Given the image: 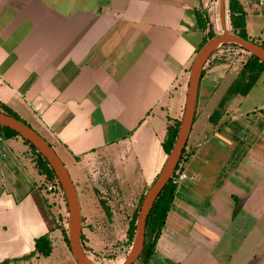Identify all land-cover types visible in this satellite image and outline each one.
Instances as JSON below:
<instances>
[{
	"label": "crops",
	"instance_id": "1",
	"mask_svg": "<svg viewBox=\"0 0 264 264\" xmlns=\"http://www.w3.org/2000/svg\"><path fill=\"white\" fill-rule=\"evenodd\" d=\"M203 7L201 0H0V103L53 146L78 196L103 158L132 190H147L161 170L166 127L203 43ZM223 69L212 59L204 65L195 119L202 113L207 123L190 132L178 164L195 178L176 185L147 264H242L237 252L264 217V101L250 116L240 112L253 86L225 104L236 113L223 109L212 123L226 89ZM30 149L20 135H0V263L53 232L47 181ZM228 242L235 247L227 259Z\"/></svg>",
	"mask_w": 264,
	"mask_h": 264
},
{
	"label": "rangeland",
	"instance_id": "2",
	"mask_svg": "<svg viewBox=\"0 0 264 264\" xmlns=\"http://www.w3.org/2000/svg\"><path fill=\"white\" fill-rule=\"evenodd\" d=\"M238 1L251 14L247 16L250 33L252 34V38L250 39H254L255 42L261 43L257 39V36L264 40V0ZM201 2L204 6L202 9V17L207 22L205 34H207L209 30L214 34L220 33L219 0H201ZM226 6H228V0H226ZM247 11L245 12L247 13ZM256 13L261 14L258 16L254 15ZM229 22L227 13L228 28L232 31ZM249 55L250 54L240 46L226 43L215 49L210 56L209 60L212 59L222 63L224 68V77H222L220 83L221 88L226 87L225 91L222 89L224 92L223 95L232 81L238 76ZM187 82L188 79L185 89L187 87ZM183 93L185 97V92ZM236 96L239 95H235V97ZM261 101H264V83L258 81L249 95L242 98L240 112L246 113L247 111L250 116L252 114L250 109ZM183 106L184 100L179 104L176 117H170V124H173L175 120L181 119ZM225 109L229 110L227 105L224 110ZM234 113L236 112L230 109L228 115L230 116ZM206 123L207 121L204 114L201 113L193 122L191 128L192 134L201 132L206 126ZM32 153L35 158L33 150ZM115 176L113 168L103 158L102 161L96 164L89 172L87 176L88 181L84 187L82 186L80 191L81 196H79V201L82 213L83 243L87 255L96 264H119L125 258L132 243L128 235L130 220L139 209L142 197L146 192V190L141 189L132 190L131 187L124 185V183L122 184ZM45 193L51 205L52 222L54 225L50 237L54 249L52 254L48 257L39 254L33 255L24 259L12 261L8 264H77L65 240V233L61 230V228L66 229L67 234V206L65 198L62 195H55L50 192ZM102 201H104L103 203L106 204L107 207L104 206ZM254 227L251 234L248 235L250 237H247L246 247H243L237 252L236 260H238L239 263L243 264L250 258L247 264H264V217L258 218ZM227 244H229V246H226L228 259L235 244H230L229 242ZM252 247L255 248V250H251ZM140 263L141 259L138 258L133 264Z\"/></svg>",
	"mask_w": 264,
	"mask_h": 264
},
{
	"label": "water",
	"instance_id": "3",
	"mask_svg": "<svg viewBox=\"0 0 264 264\" xmlns=\"http://www.w3.org/2000/svg\"><path fill=\"white\" fill-rule=\"evenodd\" d=\"M219 19L221 32L208 38L197 50L189 68L188 82L180 124L175 141L163 166L151 185L146 190L135 220V231L131 246L125 258L119 264H133L141 254L144 246L146 220L155 199L168 183L176 170L185 148L194 122L198 89L204 65L219 46L232 43L240 46L249 54L264 62V46L245 39L229 30L227 24L226 0H219ZM0 125L8 127L24 140L28 141L45 158L58 181L67 206V239L71 254L77 264H96L87 255L81 242L82 213L76 186L70 173L58 156L53 146L34 128L19 118L0 110Z\"/></svg>",
	"mask_w": 264,
	"mask_h": 264
},
{
	"label": "trees",
	"instance_id": "4",
	"mask_svg": "<svg viewBox=\"0 0 264 264\" xmlns=\"http://www.w3.org/2000/svg\"><path fill=\"white\" fill-rule=\"evenodd\" d=\"M227 13L229 16V23L232 28V32L240 35L241 37L245 39H250L246 33L245 30V15L246 12L244 10V7L241 5V3L238 0H228V6H227ZM206 20H204L203 17L199 18V24L201 29L204 31L207 28ZM215 34L209 30L207 34L204 35L203 43L210 37L214 36ZM251 40V39H250ZM252 41H254L252 39ZM202 43V44H203ZM232 44V43H231ZM262 46H264V42L259 43ZM236 45V44H232ZM264 69V62L260 61L257 57L253 56L252 54L249 55L248 59L243 64L242 69L240 70L238 76L232 81L228 89L226 90L225 94L220 99L217 107L213 110L211 115L209 116V120L216 124L218 119L220 118L221 114L223 113V109L225 104L235 95L245 96L249 90L255 85L257 80L259 79L262 71ZM0 110L10 114L12 116H15L16 118H19L17 114L12 112L7 106L0 103ZM20 119V118H19ZM195 119V118H194ZM22 120V119H21ZM23 121V120H22ZM180 124V120H175L173 124H167L166 127V133L165 137L162 141V147L166 154L169 153L170 149L172 148V145L175 141L176 134L178 131V127ZM0 135L8 138L13 135H18L17 132L14 130L1 126L0 125ZM34 151L35 153V165L37 166V169L40 174L44 175L46 178L47 183H55L56 177L48 165V162L45 160V158L34 148L32 144H30L28 141L24 140ZM185 153V148L183 149L182 155L180 160L182 159L183 155ZM179 160V162H180ZM178 169V166L177 168ZM174 177V173L172 175ZM173 178L171 177L168 183L163 187V189L158 194L157 198L155 199L153 206L150 210V213L148 214L147 220H146V230H145V239H144V246L141 254L138 258L141 259V264H147V260L151 256V254L154 251L155 244L157 241V238L160 234L161 228L163 227L165 223V219L167 216V212L170 209L173 197L175 195L176 185L173 183ZM45 181L42 183V187L45 186ZM64 196V195H62ZM144 196V195H143ZM143 198V197H142ZM104 201H102L103 203ZM104 204V203H103ZM105 207L106 204H104ZM138 210L135 212L133 218L130 220L129 225V238L132 241L134 231H135V220L137 216ZM63 233H65V240L68 244L66 229L61 228ZM83 233L81 234V242L83 245V248L85 249L84 243H83ZM52 241L48 234L41 235L35 239L34 244V250L31 251L29 254L21 256L19 258H13V259H5L0 264H7L10 261H15L18 259H24L29 256H33L36 254L42 255L44 257H47L52 252Z\"/></svg>",
	"mask_w": 264,
	"mask_h": 264
},
{
	"label": "built area",
	"instance_id": "5",
	"mask_svg": "<svg viewBox=\"0 0 264 264\" xmlns=\"http://www.w3.org/2000/svg\"><path fill=\"white\" fill-rule=\"evenodd\" d=\"M190 177V178H195V175H188L184 170L181 169H176L174 171V177L172 176L173 183L178 184L181 180ZM57 181V180H56ZM45 192H50L55 195H63L62 189L57 182L55 183H46L45 186L42 187Z\"/></svg>",
	"mask_w": 264,
	"mask_h": 264
}]
</instances>
